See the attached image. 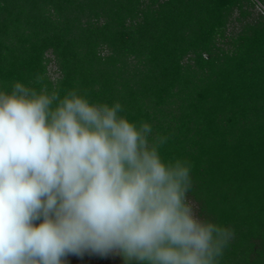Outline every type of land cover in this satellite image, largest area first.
Here are the masks:
<instances>
[{"label":"trees","instance_id":"16d2710c","mask_svg":"<svg viewBox=\"0 0 264 264\" xmlns=\"http://www.w3.org/2000/svg\"><path fill=\"white\" fill-rule=\"evenodd\" d=\"M15 82L169 135L196 214L234 231L219 264H264V0H0V91Z\"/></svg>","mask_w":264,"mask_h":264},{"label":"clouds","instance_id":"9594fccd","mask_svg":"<svg viewBox=\"0 0 264 264\" xmlns=\"http://www.w3.org/2000/svg\"><path fill=\"white\" fill-rule=\"evenodd\" d=\"M125 111L78 87L0 91V264H63L86 251L219 264L234 231L196 214L191 162L165 160L170 136Z\"/></svg>","mask_w":264,"mask_h":264},{"label":"rangeland","instance_id":"374dc122","mask_svg":"<svg viewBox=\"0 0 264 264\" xmlns=\"http://www.w3.org/2000/svg\"><path fill=\"white\" fill-rule=\"evenodd\" d=\"M118 259H119V254L117 252H111L102 255L99 253L86 251L81 255H76L71 253L68 254V258L64 264H106V263H115Z\"/></svg>","mask_w":264,"mask_h":264}]
</instances>
